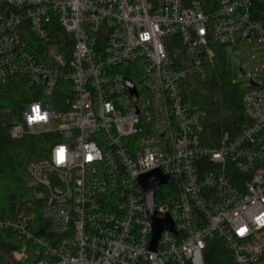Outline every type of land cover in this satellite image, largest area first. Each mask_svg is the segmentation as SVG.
Wrapping results in <instances>:
<instances>
[{"label":"built area","instance_id":"1","mask_svg":"<svg viewBox=\"0 0 264 264\" xmlns=\"http://www.w3.org/2000/svg\"><path fill=\"white\" fill-rule=\"evenodd\" d=\"M215 42L238 56L248 119L217 139L189 91ZM15 76L37 98L0 110L8 135L57 141L27 164L33 200L0 216L11 264H206L213 237L227 264H264V0H0V93ZM153 170L173 230L151 250Z\"/></svg>","mask_w":264,"mask_h":264},{"label":"trees","instance_id":"2","mask_svg":"<svg viewBox=\"0 0 264 264\" xmlns=\"http://www.w3.org/2000/svg\"><path fill=\"white\" fill-rule=\"evenodd\" d=\"M198 1L205 10L213 9L217 3V0ZM60 34L66 36L62 29ZM50 42L58 43V48L63 49L59 40ZM210 46L211 54L204 61L203 85L209 92L218 96L215 104L221 103L228 108L227 114L207 125L212 138L217 139L222 131L235 134L248 121L242 107V95L247 86L239 79L238 72L231 63L229 46L216 42L210 43ZM31 94L32 89L28 88L19 76L13 77L0 93V110L7 106L18 110L24 102L37 98ZM56 141V136L51 133L25 135L21 139H13L0 119V216H13L26 201L33 200L31 191L25 185L28 178L27 164L31 160L46 156ZM160 191L162 188H159V194ZM17 246L18 241L11 232L0 231V264H11V251ZM37 259L30 250L27 259L18 264H34ZM205 263H228L227 250L216 237L208 241Z\"/></svg>","mask_w":264,"mask_h":264},{"label":"water","instance_id":"3","mask_svg":"<svg viewBox=\"0 0 264 264\" xmlns=\"http://www.w3.org/2000/svg\"><path fill=\"white\" fill-rule=\"evenodd\" d=\"M129 85L131 87L132 98L135 100L136 91L130 82H129ZM138 182H139L141 191L143 193L145 204L148 207L147 211H148L149 218L151 219V222H152L153 235L150 241V249L154 250L160 232L163 229L173 230L172 222L168 214H166L165 217L158 218L155 216L156 211L153 207V203L155 199V187L166 182V177L162 176L158 170H153L148 173L142 174L139 177ZM164 208L165 206L162 207V210Z\"/></svg>","mask_w":264,"mask_h":264},{"label":"rangeland","instance_id":"4","mask_svg":"<svg viewBox=\"0 0 264 264\" xmlns=\"http://www.w3.org/2000/svg\"><path fill=\"white\" fill-rule=\"evenodd\" d=\"M231 63L233 67H236L238 70L239 76L242 77V70L239 68L240 64L238 63V56L235 53L231 52ZM243 71L246 72L245 65L242 64ZM192 85L194 90H189L193 94H199L201 95L200 102L204 103L206 106V116L205 121L210 122L214 119L220 118L228 113L227 106L219 103L215 104V101L218 99V96L215 94H212L211 92L206 89V87L203 85V83L200 80H192Z\"/></svg>","mask_w":264,"mask_h":264}]
</instances>
